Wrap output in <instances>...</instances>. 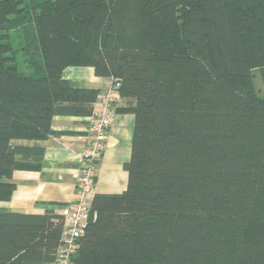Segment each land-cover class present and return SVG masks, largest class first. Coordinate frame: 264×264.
<instances>
[{
    "label": "trees",
    "instance_id": "trees-1",
    "mask_svg": "<svg viewBox=\"0 0 264 264\" xmlns=\"http://www.w3.org/2000/svg\"><path fill=\"white\" fill-rule=\"evenodd\" d=\"M68 66L134 114L126 186L95 193L73 264H264V0H0V201L43 157L12 139L92 113L102 88ZM63 224L0 207V264H55Z\"/></svg>",
    "mask_w": 264,
    "mask_h": 264
},
{
    "label": "crops",
    "instance_id": "crops-1",
    "mask_svg": "<svg viewBox=\"0 0 264 264\" xmlns=\"http://www.w3.org/2000/svg\"><path fill=\"white\" fill-rule=\"evenodd\" d=\"M62 75L74 86L103 88L106 82L90 66H68ZM88 117L54 115L52 128L71 133L49 135L45 139L11 140L12 145L43 148V157L40 169L13 172L16 188L9 200L0 201L1 208L18 212L42 213L46 209L65 212L76 196L74 175L89 142ZM133 126V113L112 111L106 146L97 165L96 192L112 193L125 188L127 174L123 163L130 156Z\"/></svg>",
    "mask_w": 264,
    "mask_h": 264
},
{
    "label": "built area",
    "instance_id": "built-area-1",
    "mask_svg": "<svg viewBox=\"0 0 264 264\" xmlns=\"http://www.w3.org/2000/svg\"><path fill=\"white\" fill-rule=\"evenodd\" d=\"M120 82L109 78L93 102L88 117L89 142L81 153L80 165L74 175L75 200L65 210L61 243L57 247L55 264H73L72 257L78 247V238L88 224L91 201L96 193L97 165L106 146L111 124V103L119 98Z\"/></svg>",
    "mask_w": 264,
    "mask_h": 264
},
{
    "label": "rangeland",
    "instance_id": "rangeland-1",
    "mask_svg": "<svg viewBox=\"0 0 264 264\" xmlns=\"http://www.w3.org/2000/svg\"><path fill=\"white\" fill-rule=\"evenodd\" d=\"M14 44H17L16 37L13 38ZM18 56V54H17ZM21 56H18V62L20 63ZM254 86L257 91V93L262 96L264 94V86L261 82L259 70L254 69Z\"/></svg>",
    "mask_w": 264,
    "mask_h": 264
}]
</instances>
